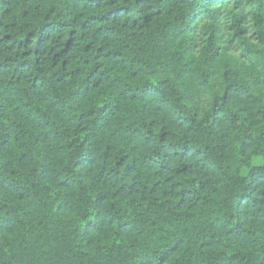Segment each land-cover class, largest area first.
I'll return each mask as SVG.
<instances>
[{"label":"trees","instance_id":"obj_1","mask_svg":"<svg viewBox=\"0 0 264 264\" xmlns=\"http://www.w3.org/2000/svg\"><path fill=\"white\" fill-rule=\"evenodd\" d=\"M0 264H264V0H0Z\"/></svg>","mask_w":264,"mask_h":264}]
</instances>
